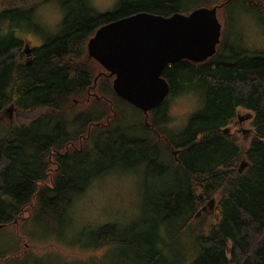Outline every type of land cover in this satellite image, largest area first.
I'll use <instances>...</instances> for the list:
<instances>
[{"label":"trees","instance_id":"16d2710c","mask_svg":"<svg viewBox=\"0 0 264 264\" xmlns=\"http://www.w3.org/2000/svg\"><path fill=\"white\" fill-rule=\"evenodd\" d=\"M234 1L212 3L224 11ZM245 2L264 16L260 0ZM61 7L60 33L31 47L27 62L26 39L19 33L21 23L32 21L30 11L0 12V225L23 223L25 212L29 218L59 221L99 174L76 171L74 163L91 166L102 160L111 170L121 164L148 168L168 158L175 186L165 223L171 240L184 234L191 249L181 264H264V52L228 48L225 56L221 43L203 63L166 67L162 76L169 94L145 121L140 110L116 96L111 78L99 74L86 44L102 25L136 13L186 14L181 0H122L103 14L87 0H62ZM190 89L199 91V108L181 134L167 133L168 99ZM120 104L132 107L137 118L126 121ZM238 108L253 115L246 145L236 122ZM9 109L29 120L5 126L1 116ZM230 126L233 131L225 133ZM241 161L245 168L238 172ZM211 199L212 210L196 219ZM107 229L101 227L97 237ZM153 230L150 251L133 247L147 264H168L165 232Z\"/></svg>","mask_w":264,"mask_h":264},{"label":"rangeland","instance_id":"374dc122","mask_svg":"<svg viewBox=\"0 0 264 264\" xmlns=\"http://www.w3.org/2000/svg\"><path fill=\"white\" fill-rule=\"evenodd\" d=\"M61 1L0 0V12L10 9L30 11L32 21L21 23L19 34L29 46L40 45L61 31L64 14ZM121 1L87 0V3L95 13L103 14L113 12ZM212 1L181 0L186 14L199 7L211 8L214 5ZM260 1L264 5V0ZM217 18L221 25L220 44L226 47L225 56L228 48L264 52V16L258 7L247 4L245 0H235L224 11L219 9ZM33 26L35 29L30 28ZM187 91L182 93L179 90L168 99V122L163 128L167 133L181 134L200 106L199 91ZM74 103L77 104V101ZM120 106L126 121L137 118V112L132 107L126 104ZM252 116L250 111L237 109L236 122L242 119L240 126H237L245 145L252 135ZM1 117V122L7 127L29 120L18 119L14 112L3 113ZM226 130L231 133L233 128L230 126ZM137 133L139 135L141 132L137 130ZM167 161L148 168L121 164L111 170H105L108 164L102 160H97L91 166L89 162L76 163V166L74 163L76 171L85 168L89 174H99L73 199L59 221L29 218L28 212H25L23 218L27 217V220L23 223L2 227L0 258L22 253L0 264H147L133 244L150 251L151 243L147 240H152L155 228L165 232L167 263L181 264L187 260L190 246L184 234L171 240V228L165 223H169L171 218L168 215V194L175 186L174 174L170 168H166L171 166L168 158ZM204 212L196 219L201 218ZM104 226L108 227L105 235L97 237L98 230Z\"/></svg>","mask_w":264,"mask_h":264},{"label":"water","instance_id":"95a60500","mask_svg":"<svg viewBox=\"0 0 264 264\" xmlns=\"http://www.w3.org/2000/svg\"><path fill=\"white\" fill-rule=\"evenodd\" d=\"M217 10L199 7L169 17L142 12L102 25L86 44L87 58L108 72L116 96L140 110L146 121L148 112L169 94L162 76L166 67L180 61L203 63L216 53L221 36ZM31 51L25 43L24 54ZM244 168L241 161L238 172ZM213 204L211 199L198 215L212 210Z\"/></svg>","mask_w":264,"mask_h":264},{"label":"flooded vegetation","instance_id":"af4514ba","mask_svg":"<svg viewBox=\"0 0 264 264\" xmlns=\"http://www.w3.org/2000/svg\"><path fill=\"white\" fill-rule=\"evenodd\" d=\"M34 46H36V45H32V46H29L30 48L31 47H34ZM28 56H30V54L29 55H25L24 56V59H27V57ZM26 61V60H25ZM27 62V61H26ZM100 66V65H99ZM100 68H101V66H100ZM102 69V68H101ZM99 74H101V75H105V76H107V77H109L108 76V73L107 72H105L103 69H102V71L101 72H99ZM111 81H112V78H111ZM238 122V121H237ZM240 124H241V122L239 121L238 122V124L237 125H239L240 126ZM242 133H245V132H242ZM153 134H154V136H155V138L158 140V142H160V143H162V144H164L165 146H166V144H165V139H163V138H161V136L158 134V133H156V131H154L153 130ZM86 137H84V139H85ZM79 144V146L81 145V143H78ZM170 152L173 154V152H176V151H172V150H170ZM177 155V154H176ZM173 157L175 158L176 156H174L173 155Z\"/></svg>","mask_w":264,"mask_h":264},{"label":"bare ground","instance_id":"6f19581e","mask_svg":"<svg viewBox=\"0 0 264 264\" xmlns=\"http://www.w3.org/2000/svg\"><path fill=\"white\" fill-rule=\"evenodd\" d=\"M94 61V60H93ZM95 62V61H94ZM97 63V62H96ZM98 64V63H97ZM99 65V64H98ZM105 72H107L103 67H101ZM108 73V72H107ZM111 78V77H109ZM112 82V81H111ZM240 116V115H239ZM239 122V121H238Z\"/></svg>","mask_w":264,"mask_h":264}]
</instances>
